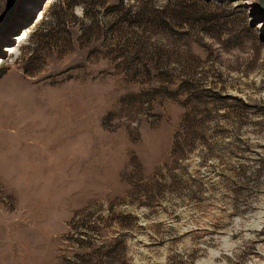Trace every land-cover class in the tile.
Returning a JSON list of instances; mask_svg holds the SVG:
<instances>
[{"label": "rangeland", "instance_id": "1", "mask_svg": "<svg viewBox=\"0 0 264 264\" xmlns=\"http://www.w3.org/2000/svg\"><path fill=\"white\" fill-rule=\"evenodd\" d=\"M10 1L0 264H264V0Z\"/></svg>", "mask_w": 264, "mask_h": 264}, {"label": "trees", "instance_id": "2", "mask_svg": "<svg viewBox=\"0 0 264 264\" xmlns=\"http://www.w3.org/2000/svg\"><path fill=\"white\" fill-rule=\"evenodd\" d=\"M54 5L51 4L50 6L52 7ZM228 97V95H226ZM242 103H245L243 100H241ZM92 231H94L95 233H100L102 231V229L100 228L99 225H95L92 229H90ZM83 234V233H81ZM79 242L81 243V247H93L94 245V241L93 239H90L88 241L86 240H83V239H80ZM99 258H100V261H102L103 263L105 264H115L117 263V256L115 254H113V251L112 250H109V251H106V252H102V251H99L98 253Z\"/></svg>", "mask_w": 264, "mask_h": 264}, {"label": "water", "instance_id": "3", "mask_svg": "<svg viewBox=\"0 0 264 264\" xmlns=\"http://www.w3.org/2000/svg\"><path fill=\"white\" fill-rule=\"evenodd\" d=\"M18 1L19 0H11L10 1L9 7H8V10H7V14H6V18L4 20V23H6L7 20L9 18H11V16L14 14V12L16 10V7H17V4H18ZM39 10H41V9H39ZM1 28H2V26L0 27V31H1Z\"/></svg>", "mask_w": 264, "mask_h": 264}, {"label": "bare ground", "instance_id": "4", "mask_svg": "<svg viewBox=\"0 0 264 264\" xmlns=\"http://www.w3.org/2000/svg\"><path fill=\"white\" fill-rule=\"evenodd\" d=\"M48 3H50V1H49ZM46 6H47V5H46ZM41 16H42V14L40 15V17H41ZM28 31H29V30H26V31L24 32V35H25V33L27 34ZM24 35H23V36L21 35L19 38L17 37L18 35H12V37L14 36V40H15V41H16L17 39L21 41V40L23 39ZM11 41H12V39L9 40V42H11ZM7 48H8V47H7ZM6 50H10V49H6Z\"/></svg>", "mask_w": 264, "mask_h": 264}]
</instances>
